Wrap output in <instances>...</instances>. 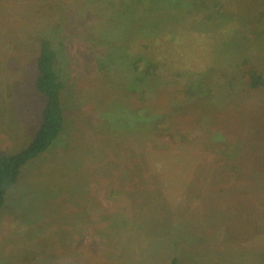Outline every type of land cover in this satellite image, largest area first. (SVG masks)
Returning a JSON list of instances; mask_svg holds the SVG:
<instances>
[{
  "label": "rangeland",
  "instance_id": "obj_1",
  "mask_svg": "<svg viewBox=\"0 0 264 264\" xmlns=\"http://www.w3.org/2000/svg\"><path fill=\"white\" fill-rule=\"evenodd\" d=\"M39 34L65 129L7 193L0 264H264V93L242 77L264 76V0H0L7 155L39 127Z\"/></svg>",
  "mask_w": 264,
  "mask_h": 264
},
{
  "label": "trees",
  "instance_id": "obj_2",
  "mask_svg": "<svg viewBox=\"0 0 264 264\" xmlns=\"http://www.w3.org/2000/svg\"><path fill=\"white\" fill-rule=\"evenodd\" d=\"M52 7L53 5H49L50 10ZM47 8L48 6L39 11L38 16L48 17ZM35 40L38 43L39 56L34 67L32 85L43 101L39 127L32 142L19 153L7 155L0 151V210L5 205L7 193L18 183L24 166L45 154L65 129L62 98L65 85L57 71L59 54L46 36L39 34L35 36ZM242 77L246 92L264 93V76L259 72L249 68L242 73ZM169 264H179L176 256L170 259Z\"/></svg>",
  "mask_w": 264,
  "mask_h": 264
},
{
  "label": "crops",
  "instance_id": "obj_3",
  "mask_svg": "<svg viewBox=\"0 0 264 264\" xmlns=\"http://www.w3.org/2000/svg\"><path fill=\"white\" fill-rule=\"evenodd\" d=\"M223 252L225 251V247L223 248V250H222ZM239 260V264H248L246 261H243V260H240V259H238Z\"/></svg>",
  "mask_w": 264,
  "mask_h": 264
}]
</instances>
